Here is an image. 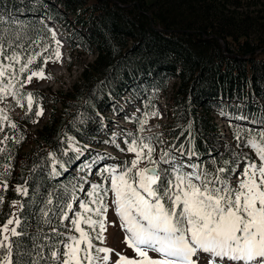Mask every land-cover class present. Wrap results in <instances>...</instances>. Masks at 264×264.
<instances>
[{"label": "trees", "instance_id": "1", "mask_svg": "<svg viewBox=\"0 0 264 264\" xmlns=\"http://www.w3.org/2000/svg\"><path fill=\"white\" fill-rule=\"evenodd\" d=\"M0 16L5 21L0 27L6 33L16 29L35 35L50 29L47 21L59 23L68 30L66 38L73 48L94 54L71 89L53 93L61 105L54 104L41 127L33 132L20 121L16 129L9 124L4 127L7 140L6 151L0 153V172L8 165L10 174L0 178L7 180V189H0L4 197L0 224L16 212L13 200L24 205L18 228L26 234L19 238L21 251L31 248L29 237L37 231L41 202L49 194L52 226L70 234L74 204L86 191V175L105 159L93 163L97 154H102L94 148L96 135L105 129L102 119L109 120L103 113L116 110L118 100L128 92L134 99L141 97L145 111L151 113L156 94L167 90L175 77L178 84L171 94L166 150L172 145L179 148L183 142L190 148L194 145L204 166L213 158L218 166H223L221 157L234 160L232 143L224 149L216 146L222 129L215 121L219 112L213 113L214 108L228 115L233 135L237 126L261 128L264 0H0ZM239 116L248 119H237ZM73 147L81 150L79 155ZM50 154L59 162L55 165L58 175H53ZM17 185H26L28 196L17 193ZM74 186L77 199L69 201ZM61 200L73 204L68 220L59 217ZM43 231L51 237L50 243L63 251L59 240L65 237L54 236L47 226ZM48 254L45 247L44 255Z\"/></svg>", "mask_w": 264, "mask_h": 264}, {"label": "snow or ice", "instance_id": "2", "mask_svg": "<svg viewBox=\"0 0 264 264\" xmlns=\"http://www.w3.org/2000/svg\"><path fill=\"white\" fill-rule=\"evenodd\" d=\"M4 23L0 16V25ZM62 47L53 29L45 28L43 32L28 35L16 29L6 33L0 27V101L9 95H19L16 84L23 88L34 78L51 79L45 68L49 61L62 60ZM26 99L27 111L32 113L33 93H27ZM17 104L24 107L19 99ZM34 115L42 116L43 108L38 106ZM151 115L159 113L154 111ZM237 119L247 120L248 117ZM5 122L12 129L17 128L6 111L0 109V131ZM259 123L258 130L239 126L233 130L234 139L252 149L256 160L233 152V161L221 157L223 166H218L215 158L204 166L202 162L186 163L177 158L176 153L181 157L197 156L194 145L187 151L183 144L179 148L172 145L170 149L157 151V144L163 143L162 134L143 135L148 124V114H145L139 126L140 135L129 133L132 138L126 141L127 151L133 153L134 158L124 161L122 166L98 170L100 183L85 180L90 188L86 193L88 199L80 203L82 211L75 212L71 219L72 234L62 233L52 226L49 213L53 209L49 206L53 200L49 194L41 202L37 231L29 237L31 248L21 251L19 238L26 234L18 228L21 225L19 213L24 205L17 200L11 202L16 212L0 224V264H41L42 261L43 264H201L202 256L206 257L203 264H264V117ZM188 127L190 129L191 124ZM4 151L6 149L0 148V152ZM72 151L79 155L81 150L73 147ZM50 155L53 175H58L55 165L59 162L55 154ZM105 156L107 153H98L93 163ZM241 159L244 166L237 174ZM232 163L236 166L230 168ZM9 167L4 166L0 178L10 174ZM0 189H7V180L0 179ZM76 190L77 186L71 189L69 201L77 199ZM79 190L84 191L82 187ZM15 191L22 196L29 194L26 185H17ZM109 193L112 194V210L124 231L123 242L133 250L134 257L115 253L116 259H113L115 250L105 243L110 223ZM3 202L4 197L0 195V206ZM57 208L59 217L68 220L73 204L61 200ZM46 226L54 236L65 237L59 240L63 251L50 243L51 237L43 231ZM45 247L49 248L47 257ZM150 252L156 255H149Z\"/></svg>", "mask_w": 264, "mask_h": 264}, {"label": "rangeland", "instance_id": "3", "mask_svg": "<svg viewBox=\"0 0 264 264\" xmlns=\"http://www.w3.org/2000/svg\"><path fill=\"white\" fill-rule=\"evenodd\" d=\"M67 31L65 30V34ZM67 40V39H66ZM66 40H60L63 47L61 48L62 52V60L59 62H51L49 61L48 65L45 68L46 75L50 76L51 79H44V80H37L36 78L33 79L32 83L25 84L23 88L20 87V84H16V89L19 92V95L16 97H13L11 95L7 96L4 100L0 101V109H4L6 111V114L9 116V119L11 122L17 124L19 121L24 122L27 124L32 131H36L39 127H41L46 120L48 119L52 109L54 108V104L59 107L61 105L60 101L56 102L53 93L59 92L60 90L67 91L71 89L73 83L78 78L82 70L84 69V65L91 60L94 59V54L92 53H86L81 48H73L69 42ZM175 80V79H174ZM170 84L169 90L165 93V95L161 96V104L162 106L156 109L158 111L159 115L157 116H148V124L145 125V132L143 135H156V134H162L161 140L163 141L162 145H166V139L168 138V133L166 132V126H171L170 124V117L167 118L169 109L172 108V100H171V91L173 92L175 81ZM178 84V81L176 82ZM173 89V90H172ZM36 90L40 91V93L35 94ZM33 93L34 96V105H33V112L29 113L27 111V93ZM124 96V95H123ZM118 100L116 107L118 110V105L120 101L125 105V101L122 100V97ZM20 100L21 104L24 105V107H21L19 104H17V100ZM132 106H129L126 108L127 114L129 117H132L131 115H135V113L138 111L140 113V106L137 101H131ZM241 102L236 103V105H239ZM43 108V115L40 117H36L34 115V112L37 110V107ZM171 106V107H170ZM171 111V110H170ZM137 113V114H138ZM215 113V112H213ZM136 114V115H137ZM143 114V113H142ZM170 114V113H169ZM171 116V115H170ZM109 118V120H103L102 124H104L103 121H106L109 124V128L107 130L104 129V131H100L97 133L96 138L98 141L95 140L94 148H98L103 151L111 152L109 156H111L112 161H115L114 163H119L120 166L123 165L124 161H130L134 158L133 153H129L127 151V146L124 149V146L126 143V131L122 129V127H128L130 130H134V124L132 121L129 120H123L125 117H122L120 115H116L109 112L103 113V118ZM119 121L122 126L119 127L115 124V121ZM121 120V121H120ZM36 121V122H34ZM125 123H123V122ZM221 127H222V134L217 136L216 146L220 147L221 149L226 148L230 142L234 140L233 132L229 128L228 125L225 123L226 120L224 118L218 119ZM8 124V122H5L3 125V130L0 131V148L5 147V137L6 134L4 132V127ZM106 127V126H105ZM104 128V127H103ZM124 135V136H123ZM220 138V141H219ZM234 147V152L239 154L240 157L247 156L251 158L252 160H256L255 153L252 149L245 146L243 148H240L238 146V143L235 140V143L232 144ZM162 148L161 144H157V151ZM93 152V150L91 151ZM1 153V152H0ZM106 153V152H105ZM93 154V153H92ZM100 154V153H99ZM117 157L122 158L123 161L120 162ZM236 165L234 164V167ZM244 166V160H240V167L236 169L237 174L242 171V168ZM9 171V169H8ZM82 172V171H81ZM80 172V173H81ZM83 173L80 174L82 177ZM236 177L233 176V179ZM98 180V179H96ZM96 183V182H95ZM111 201H112V194H108V204H109V210H108V220L109 225L107 228V232L105 233L106 236V245L109 248L114 249L113 253V259H116L115 253H121L123 255H127L129 257H134V252L131 248H128L124 241V232L121 231L120 225L117 221L116 215L112 210L111 207ZM80 205V204H79ZM77 208V204H75L74 210L75 212L82 211V209L79 207ZM80 209V210H79ZM115 221V223H111ZM71 228L69 229V233H71ZM99 243V242H95ZM149 255L155 256V253L150 252ZM206 257L201 258V264H203Z\"/></svg>", "mask_w": 264, "mask_h": 264}, {"label": "bare ground", "instance_id": "4", "mask_svg": "<svg viewBox=\"0 0 264 264\" xmlns=\"http://www.w3.org/2000/svg\"><path fill=\"white\" fill-rule=\"evenodd\" d=\"M50 28L51 29H53V30H55L56 31V33H57V38L58 39H60V40H64L65 41V36H66V34L68 33H66L65 34V29L63 28V26H61V24H58V23H53V24H51L50 25ZM175 79V80H174ZM173 80L175 81V83L177 82V79L174 77V78H172L171 80H170V83H169V88H170V84L173 82ZM169 88L167 89V90H161V91H159V95H158V99H157V103H156V106H157V108L159 107H161L162 106V102H161V96L162 95H165V93L169 90ZM171 94H172V91H171ZM171 97H172V95H170ZM134 96H133V94L132 93H127V95H126V97H124V99H123V101H125V102H127V101H129V99H131V101H137L138 103H139V106H140V108H141V102H139V100L138 99H134L133 98ZM172 100V99H171ZM122 105H124V102L122 103V102H120ZM171 107V106H170ZM141 111V110H140ZM138 111L135 113V115H131L132 117H131V121L133 122V124H134V118L135 117H137V115H139L140 113H138ZM137 114V115H136ZM121 116V115H120ZM123 117V116H122ZM215 117H216V119H215V121L218 123V125H219V127L222 129V127H221V125H220V123H219V121H218V119L221 117V118H224L225 120H226V124L228 125V120H227V118L226 117H224L223 115H221V113H216V115H215ZM167 118L169 119V116L167 115ZM124 120V119H123ZM121 121V120H120ZM125 121V120H124ZM116 122H118V124H114V125H117V126H119V127H121L122 126V124L119 122V121H117L116 120ZM123 122V121H122ZM123 123H125V122H123ZM126 127H122V129L123 130H126L125 129ZM129 129V128H128ZM136 129V126H135V124H134V130ZM228 129H229V125H228ZM130 130V129H129ZM223 131V130H222ZM124 136V135H123ZM161 146H162V148H164L165 150H166V148L169 146V144H167V140H166V145H162L161 144ZM186 151V150H185ZM176 155H177V158L179 159V160H184L186 163H192V162H196L197 161V157L195 156V157H187V156H184V157H181L180 155H179V153H176ZM186 171H190V169H185Z\"/></svg>", "mask_w": 264, "mask_h": 264}]
</instances>
